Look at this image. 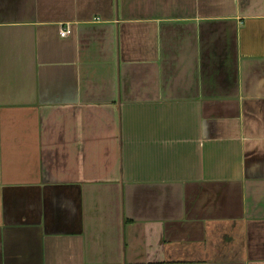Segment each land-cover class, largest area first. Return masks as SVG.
I'll use <instances>...</instances> for the list:
<instances>
[{"label":"crops","instance_id":"crops-1","mask_svg":"<svg viewBox=\"0 0 264 264\" xmlns=\"http://www.w3.org/2000/svg\"><path fill=\"white\" fill-rule=\"evenodd\" d=\"M0 264H264V0H0Z\"/></svg>","mask_w":264,"mask_h":264},{"label":"built area","instance_id":"built-area-1","mask_svg":"<svg viewBox=\"0 0 264 264\" xmlns=\"http://www.w3.org/2000/svg\"><path fill=\"white\" fill-rule=\"evenodd\" d=\"M69 33H70V29L67 27V28L62 29V30L60 31V36H61V37H65V36L68 35Z\"/></svg>","mask_w":264,"mask_h":264}]
</instances>
